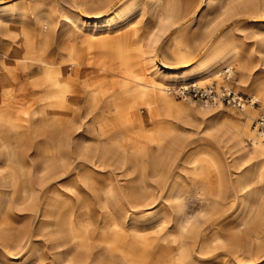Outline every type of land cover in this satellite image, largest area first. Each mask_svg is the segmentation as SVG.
<instances>
[{"label": "bare ground", "instance_id": "6f19581e", "mask_svg": "<svg viewBox=\"0 0 264 264\" xmlns=\"http://www.w3.org/2000/svg\"><path fill=\"white\" fill-rule=\"evenodd\" d=\"M111 1H106L104 7H108ZM214 2L208 0L207 6ZM121 5L113 10V17L116 18L112 24L114 26L110 24L112 16H105L98 21L100 31L108 29L107 25L110 24L109 28L115 31L113 35L108 33L94 37L85 42V47L72 45L66 49V57L55 61L48 59L49 53L45 51L29 52L16 47L0 62V205L2 194L5 196L10 192L17 195V201L26 200L30 205H44L41 214L47 220L41 221V224L47 226L44 228L46 234H50L53 245L65 248L72 242L79 259H88L96 253L99 259L106 258L105 255L116 257L115 261L119 264H188L193 255L188 243L201 237V218L207 212L217 214L222 201L229 196V165L218 154L211 157L209 165L213 178L203 175V179H200L207 186L206 195L212 197L209 209L205 211L201 208L192 215L188 212L189 199L181 187L180 177L171 173L172 168L183 170L186 167L183 165L195 160L194 151L190 148L186 150L189 142L187 137L181 136L173 126L166 125L156 135L154 131L146 132L143 137L145 139L133 141L132 148H128L125 141L116 139L113 127L103 120L111 108H116L125 110L130 119L140 124L143 120L140 115L141 105L147 109L154 122L157 119L155 127L158 129L161 125L158 119L161 111L168 112L175 105L169 99L171 85L177 80L185 82L194 75L204 79L216 73L221 65L227 66L230 59H236V48L232 38L224 33L217 35L210 32L203 38L189 39L190 34L185 32L176 40L171 54L177 60L188 58L189 63L180 68L168 65L157 58L155 48L169 28L182 24L176 12L177 6L171 2L163 3V12L158 16L162 25L155 37L147 41L149 48L144 50L136 46V29L131 25L134 7L130 0ZM160 5L161 1L155 0L154 10ZM225 7L230 16H240L241 11L245 18H255L259 23H264V0H227ZM122 28L124 30L118 32ZM109 41L116 42L119 48L117 54L122 59L141 60L146 53H150L154 62L153 69L141 68L140 72L127 74L134 82L131 88H127L129 82L126 78L120 79V92L117 94L110 93V87L101 83L93 86V82L87 80V70L82 68V65L96 63L94 48ZM258 48L256 52L264 56V36L259 40ZM262 58L260 56L259 60H263L264 71ZM35 65L42 71L33 78ZM120 65L122 63L110 69L116 70ZM238 68L243 81L249 79L254 91L248 104L253 105L258 100L264 102V77L254 75L250 78L252 67L245 62L240 63ZM42 84H45L44 91L37 98L35 88ZM246 106L243 108L247 118L260 114V110L250 105L246 109ZM35 108H38V112H45L47 120H52L49 129L42 131L45 133L44 140L33 139L38 135L35 131ZM80 132L81 135L77 136ZM31 133H36L32 139L29 138ZM38 133L41 134L40 131ZM88 134L95 137L93 141L97 140L94 144L88 142ZM233 137L238 152L233 167L237 169L249 161L246 168L236 173L232 191L230 189L233 205L240 207L243 204L244 208L238 213L237 227L232 234L224 239L215 236L211 242L203 238L202 243L209 247L215 241H220L230 249L236 264L237 261L243 264H264V253H261L264 251V196L260 194L264 188V137L256 129L253 134L248 124L235 130ZM246 138L251 139L249 149L244 147ZM48 143L52 146L44 150L43 147ZM83 156L94 165L96 161L100 164L113 161L119 168L127 167L130 184L123 187L114 183L95 192L106 205L117 204L128 196L130 207L136 209L139 205L150 207L164 199L169 208L165 213L171 217L165 220L158 214L155 218L158 223L150 233H142L140 229L134 230V233L127 232V216L118 221L114 217L112 224H106L113 226L108 231L99 230L91 225L90 220L85 223L81 220L75 225L73 215L61 209L60 205H65L71 196L61 189V183L66 181L64 185L67 184L74 174L77 181L76 185H71L70 192L75 196L79 193L77 182L82 181L76 161ZM149 170L154 177L152 181H155V187L148 181ZM201 176L198 172H192L191 180ZM87 178L89 175H86L85 180ZM251 183L254 186L247 191ZM194 185L195 182L189 183V186ZM53 188H57L56 194H48ZM43 193L44 197L41 198ZM256 198L262 199L258 202ZM52 205H58L59 209ZM113 212L119 214L120 210L114 208ZM9 231L6 222H0V237L5 239ZM129 239L134 241L127 242ZM66 251L62 249L60 254ZM151 252L153 261L148 258ZM246 252L251 254L250 259H244L246 257L242 254Z\"/></svg>", "mask_w": 264, "mask_h": 264}, {"label": "rangeland", "instance_id": "374dc122", "mask_svg": "<svg viewBox=\"0 0 264 264\" xmlns=\"http://www.w3.org/2000/svg\"><path fill=\"white\" fill-rule=\"evenodd\" d=\"M106 1L109 2L110 0H0V62L5 55L9 56L16 47L29 52L39 53L41 51L43 53L45 51L49 53L48 59L55 61L63 57L66 54V49L72 45L85 47V42L94 37L108 33L113 35L115 31L109 28L110 24L114 26L112 24L116 19L113 17V10L119 4L123 6L126 0H112L108 7H104ZM160 1L161 5L154 10L155 0H130L135 9L131 25L136 29V46L144 50L149 48L147 41L155 37L162 25L161 18L158 16L163 12V3L171 2L177 6L176 12L179 14L182 24L169 28L158 42L155 50L159 60L171 66L182 67L185 63H189V59L177 60L172 57L171 48L176 40L186 33H189V39H192L195 37L203 38L210 32L217 35L221 33L229 35L236 48L237 57L236 59H230L227 66L226 64L221 65L216 72L218 74L211 73L204 79H199L194 75L185 82L175 81L171 85V90L168 91L169 99L175 104V107L173 106L168 112L161 111L158 116L161 125L158 126V129L155 127L157 119L154 122L147 109L141 105L140 115L143 120L140 124L130 119L125 110H116V108H111L107 112L108 118L106 117L103 121L108 126L113 127L116 139L120 142L125 141L124 144L128 148H132L133 141L145 139L143 137L146 132L154 131V135H156V132L163 130V126L166 125L173 126L181 136L187 137L189 142L186 150L190 148L194 151L195 160L191 164L183 165L186 166L183 170L176 167L175 169L172 168L171 173L172 175H179L181 187H183L185 195L189 199L187 202L189 205L188 212L192 215H195L201 208L205 211L209 209L208 204L212 197L206 195L207 186L200 180L203 179V175L213 178L209 160L215 154L224 159L229 165L227 174L229 181L227 194L229 196L222 201V206L217 214L207 212L201 218V237L195 242L190 240L188 243L193 254L189 258L188 264H236L232 259L230 249L220 241H215L209 247H205L202 241L205 238L211 242L210 240H214L215 236L220 239L227 238L237 227L238 213L244 207L243 204L240 207L233 205L234 199L231 194V187L237 177L236 173L246 168L249 161L243 163L237 169L233 167L238 154L233 133L238 128L248 124L254 134V120L264 116V102L258 100L253 105L248 104L246 109L249 105L253 106L255 109L260 110V114L247 118L244 108L237 107L231 101L228 102L219 98L210 100L198 91H191L182 95L178 91V85L196 83L200 88L203 87L202 89H208L213 85L217 90L222 86H228L244 98L251 99L254 95L252 84L249 79L243 81L238 66L240 63L245 62L252 67L250 78L254 75L264 77L263 60H259L260 56L263 57L262 59H264V56L256 52L259 49V40L264 36V23H259L255 18H245L241 11H239L240 16H230L229 12L227 14L225 7L227 0H214V4H209V6H207L208 0ZM105 16H112L111 23L107 25L108 29L100 31L98 21ZM122 30L124 28L119 29L118 32H122ZM118 49L114 41H109L101 46L98 45L94 48L96 63L82 65V68L86 69L89 74L87 80L92 81L93 86L101 83L110 87L109 92L114 94L120 92L118 84L120 79L126 78L129 82L128 89L134 85L127 74L140 72L141 68H154L152 54L146 53L141 60L122 59L123 57L120 58L117 54ZM118 63H122V66L120 65L116 70L110 69ZM101 64L103 68H100ZM34 67L32 70L33 78H36L41 74L42 69L38 65ZM106 67L107 69H105ZM229 67L232 68L229 69ZM227 69L230 70L229 77L224 72ZM44 87L45 84H42V86L35 88L37 98L43 93ZM35 109L37 110L34 114V118L37 119L35 120V131L38 135L34 136L36 133H31L29 138L32 139L34 136V140H44L45 133L42 131L49 129L52 120L48 118L49 121L47 117H44L45 112L41 110L38 112V108ZM39 131L41 134L38 133ZM79 135H81V132L77 136ZM87 138L90 144L97 141H93L95 137L90 134ZM194 145H196L195 148H193ZM50 146L52 145L48 143L43 148L46 150ZM244 147L247 149L251 147V139L246 138ZM32 154H34L33 150ZM76 162L79 164L78 173H80L82 181L77 182L80 191L76 196L70 192L71 185H76L75 182L77 181L74 174L65 185L64 182L66 181L62 182V180L63 187L61 189L66 194H71V196L67 198L65 205H60L64 212L73 215L75 225H78L81 220L84 223L90 220L91 225L98 227L99 230L108 231L113 226L106 224L111 223L114 217L118 221L119 218L123 219L127 216L125 226L127 232L134 233V230L140 229L142 233H150L158 223L155 222L158 214H161V218H165V220L171 217V215L165 213V210L169 208L164 199H160L159 203H155L150 207L139 205L136 209H132L126 195V198L121 197L122 200L119 203L106 205L104 200L99 199L95 192L99 188L108 187L111 184L114 185V183L121 184L123 187L130 184V177L126 173L127 167L119 168L113 161L103 164L96 161V165H94L84 156ZM192 172H198L202 176L191 180ZM150 173L149 170V173H147L149 175L147 177L148 181L155 187L156 183L152 181L154 177ZM86 175H89V178L85 180ZM247 176L250 177V175ZM116 180L119 182H116ZM194 182L193 187L189 186V183ZM57 186L59 187V185ZM252 186L254 184L251 183L247 191ZM56 189H51L48 194H56ZM260 194L261 197L264 196V188ZM2 195L0 222H6L10 231L5 239L0 237V264H119L115 261L116 257L109 258V255H105L106 258L99 259L96 257V253L88 259H79L72 242H69L65 248L54 246L50 234H46V228L44 227L47 226L41 224V221L47 220L41 214L44 205H30L26 200L25 202L17 201V195L11 192L6 193L5 196ZM40 196L43 198L44 193ZM261 199L256 198V201L259 202ZM52 207L59 209L58 205H52ZM114 208L120 210V213H114ZM66 219L70 221L68 216H66ZM248 219H251V217ZM245 227H243V230H245ZM133 241V239H129L127 242ZM62 249L67 251L60 254ZM261 253L263 254L264 251ZM242 255L246 257L244 259L251 258L250 253L246 252ZM148 258L149 261L154 260L152 252ZM237 263L243 264L241 261H237Z\"/></svg>", "mask_w": 264, "mask_h": 264}, {"label": "built area", "instance_id": "2783aa9c", "mask_svg": "<svg viewBox=\"0 0 264 264\" xmlns=\"http://www.w3.org/2000/svg\"><path fill=\"white\" fill-rule=\"evenodd\" d=\"M230 69V68H229ZM227 69L224 72L230 76V70ZM203 88V87H202ZM198 84L196 83H186V84H180L178 85V91L180 94H188L191 91H198L202 96H206L207 99H217L220 100H227L228 102L234 103L237 107H240L243 109L244 106H246L249 103V98L246 99L242 95H239L237 92H235L231 87L223 86L219 88L218 90L211 85L210 88L202 89ZM254 103V102H253ZM254 128L260 132L264 137V116H260L254 120Z\"/></svg>", "mask_w": 264, "mask_h": 264}]
</instances>
